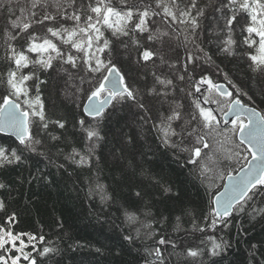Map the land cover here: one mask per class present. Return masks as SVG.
I'll return each mask as SVG.
<instances>
[{"label":"trees","instance_id":"trees-1","mask_svg":"<svg viewBox=\"0 0 264 264\" xmlns=\"http://www.w3.org/2000/svg\"><path fill=\"white\" fill-rule=\"evenodd\" d=\"M82 3L86 6L88 0H82ZM113 3L120 6L119 0H113ZM200 3L204 6L209 4V0H200ZM5 4L7 0L0 3V102L8 94L3 81L10 67L3 36L9 18L7 7H3ZM216 6L217 0L209 4L206 9L208 20L202 24V27L208 24L212 26L199 33L201 46L211 55L212 61L206 62L202 58L197 61L199 67L187 65V71L183 36L173 40L163 38L164 43L161 44L159 41H149L147 34H142V38L137 37L140 40L137 49L128 37L117 39L105 30L107 38L112 41V58L126 76L127 83L139 90L145 103L150 102L152 119L147 123L141 119L142 110L132 101L117 105V110L106 120L88 118L83 114L82 107L87 100L85 93L92 85L88 83L83 69L77 72L70 65H63L72 73L70 76L61 70L59 61H54L53 68L47 71L35 69L36 76L44 81L39 84V94L48 120H60L65 127L49 123L48 128L43 129L39 119L33 118L32 131L35 138L42 142L36 146L38 151H24L23 162L0 168V184L4 185L0 188V201L4 204L0 211V224L11 227L14 232L43 235L45 242L37 245L38 249L44 246L56 249L45 257L33 253L37 264H147L148 261L158 264L146 249L157 247L155 241L161 236L176 245L175 248L171 244L159 246L164 253L165 264H264V212L260 211L264 209V196L258 195L245 206L244 211L234 214L227 228L223 225L209 227L211 219L205 220L204 216L210 211V201L222 188L224 179L215 169L208 173L212 177L210 180L202 179L198 166L186 163L190 151L182 150L192 146L200 147L205 154L214 153L216 168L226 176L228 171L235 174L244 165V146L236 149L235 145L239 142L233 137L232 143L223 144L222 147L209 141L211 147L205 149L202 144H195L194 137L191 141L185 139L183 144H180V137H173L178 148L165 147L161 132L155 127L160 123L161 114H171L170 110L176 108L177 104L181 106L177 110L185 120L188 119L189 113L196 112L193 106L196 99L201 101L202 106L212 108L218 119L223 115L217 105L203 104L207 85L200 86L201 92L195 91L196 81L203 75H208L212 80L211 74L223 77L227 84L231 80L241 90L243 104L264 112V72L251 70V62L244 55L243 47H234L233 55L220 51L228 33H221L215 26L212 13ZM9 7H17L15 0ZM32 31L42 32L39 28ZM238 33L239 29L234 36ZM121 41L129 47L124 48ZM13 43L20 49L25 40L18 39ZM146 48L158 54L147 62L138 55ZM192 48L189 43L188 49ZM160 56L174 63L175 67L170 68L162 63ZM196 68L202 73L193 74ZM231 69L243 71L247 82L244 85L236 84L228 73ZM33 70L29 65L23 72L28 74ZM153 73L173 80V86L166 89V98L147 95L149 88L155 86L161 89L155 83ZM180 75L185 77L183 81L178 78ZM76 76H84L85 79L81 82ZM27 84L29 96L34 97L35 77ZM77 86L84 91L76 92ZM81 120L85 121L83 125L79 123ZM178 123L183 121L174 122V126ZM87 127H96L103 139L88 141L84 131ZM220 127L231 128L232 125H225L221 121ZM53 136L57 139L53 140ZM216 139L223 140L222 137ZM93 143L95 148L90 153L89 147ZM0 146L11 149L18 147V143L0 134ZM229 148L241 151L240 158L234 157L231 161L225 159ZM73 149L87 157L86 164L77 165L69 159ZM75 159L79 160V156ZM202 162L213 168V163L207 160ZM97 184L104 186L109 200L102 201V194L94 191ZM161 186L171 187V193L165 194ZM137 191L142 193V199L135 196ZM253 209L257 211L253 212ZM125 211L135 212L143 221L150 220L155 235L151 239H136L132 243L126 241L124 236L129 233L137 236L133 229L139 225H127ZM13 213L15 222L5 224L7 217ZM199 227H204L205 231L200 232ZM145 231L141 228V236ZM209 236L215 237L217 242H228L230 247L221 256L208 255L207 249L211 247L207 239ZM188 248L204 249L205 254L195 259L187 257Z\"/></svg>","mask_w":264,"mask_h":264},{"label":"snow or ice","instance_id":"snow-or-ice-1","mask_svg":"<svg viewBox=\"0 0 264 264\" xmlns=\"http://www.w3.org/2000/svg\"><path fill=\"white\" fill-rule=\"evenodd\" d=\"M213 0H209L211 4ZM218 6L214 7L212 17L215 26L221 33L227 32L226 39L222 41L220 51L233 55L234 47L245 48L244 55L247 56L250 68L253 72H264V0H217ZM13 0H7L9 18L3 31L6 45V59L10 63L9 70L6 73V79L3 81L8 89V94L2 97L0 102V133L11 134L15 137L18 147L6 148L0 146V168L5 165H13L22 161L24 151L36 153L41 140L36 139L32 131L33 118H38L43 129H47L49 123H55L58 127L64 128L65 124L60 121H49L44 110L43 102L39 94V84L44 83L35 74V69L47 71L53 68L54 61L61 63V70L68 72L63 65H70L71 69L79 72L83 69L87 74V81L92 85L86 94L87 102L83 107L87 115L93 119H108L113 112L117 110V105L132 101L138 109H141L143 115L141 119L147 123L151 116L150 102L145 103L144 97L138 89L127 83L126 76L122 74L120 68L113 60L112 41L107 38L105 30L111 32L113 37H128L132 46L137 49L140 46L138 36L147 34V39L152 42L159 41L164 43L163 38L169 40L178 39L183 36V44L186 52L185 71L187 65L193 68L199 67L198 60L204 59L206 62L212 61L211 55L201 46L199 33L207 31V27L202 24L208 20L206 11L209 4L201 6L200 0H119V7L113 3V0H88L85 6L78 0H15L17 7H9ZM219 13L217 16L216 14ZM68 22H71L69 25ZM33 28H39L42 32L32 31ZM239 33L237 36L234 34ZM25 40V44L17 49L14 41ZM191 43L193 48L188 49ZM124 48L129 45L121 41ZM199 53L201 55H197ZM106 54V55H105ZM140 58L147 62L158 54L154 50L146 48L142 53H138ZM33 56L35 58H33ZM161 62L174 68V63H169L160 56ZM31 65L33 71L25 74L24 69ZM70 76L72 73L68 72ZM155 83L161 86L157 89L155 86L147 89L149 96L167 97L166 89L173 86V80L165 76L153 73ZM36 79V95L29 96V87L27 82ZM81 82L84 76H76ZM181 81L185 79L183 75L178 77ZM227 79V74H225ZM228 83L236 90L237 97L228 91L223 84L215 83L208 75L201 76L195 84V91L201 92V85H207V95L203 97V104H215L223 115L218 119L214 110L210 107H204L199 99L193 100L195 113H189V118L184 119L182 113L177 110L181 106L177 104L176 108L170 110L171 114L164 116L161 114L160 123L155 127L161 132L162 144L165 147L178 148V144L173 137H180V144L185 139L191 141L195 138L196 145H203L207 149L211 147L209 141H213L221 147L223 144L232 143L233 137L239 140L235 145L236 149L244 145L243 160L244 165L236 172L234 176L228 171L224 172L216 168L214 162V153H202L200 147H187L183 151H190V156L186 163L198 166L202 179L210 180L212 177L209 172L215 171L221 179H227L228 183L224 185V191L217 193L210 201V211L205 220L211 219L209 227L216 228L217 225H223L227 228L231 223L234 214H239L245 210L258 195L264 196V112L250 108L241 102L238 96L241 90L231 81ZM183 90V89H181ZM84 90L77 86L76 92ZM192 95L191 92L188 93ZM247 95V93H243ZM24 98L21 102V98ZM220 97V99H217ZM226 107V111H225ZM110 109V111H109ZM228 116H232L231 128H221V121L225 125L229 123ZM183 121L175 124L174 122ZM81 125L85 121L79 122ZM179 129V130H177ZM88 141H99L103 137L96 127H87L84 129ZM222 137L223 140H217ZM53 140L57 137L53 136ZM95 148V143L90 145L89 152ZM225 159L231 161L234 157L240 158L241 151L229 148L226 150ZM43 155V153H40ZM79 156V160L75 159ZM69 159L77 165L87 163V157L81 155L75 149ZM207 160L213 163V168H209ZM63 167V165H60ZM159 183V181H156ZM4 185L0 184V188ZM165 194L171 193V187L161 186ZM94 191L101 193V200L107 201L110 197L107 195L104 186L97 184ZM136 197H142V193L137 191ZM4 204L0 201V211ZM253 209V212H256ZM264 212V209L260 210ZM145 215H149L145 213ZM264 218V217H262ZM16 216L13 213L7 217L5 224L11 225L15 222ZM179 220V217H177ZM125 223L129 226L139 225L133 230L137 233L133 237L131 233L124 236L129 243L136 239H151L155 233L152 231V222L143 221L135 212H124ZM194 230H195V221ZM141 228L146 231L141 236ZM200 232H204V227H199ZM211 242V247L207 249V254L216 257L230 247L228 242H217L215 237L207 238ZM45 237L36 236L30 232H14L11 227L0 224V264H37L36 256L45 257L56 251L55 248L37 245H43ZM203 242V241H202ZM157 247L146 249L148 254L155 258L158 264H165L164 253L161 245L171 244L172 248L176 245L174 242L165 239L163 236L155 241ZM30 249V250H26ZM99 251V249H97ZM36 253V256L33 255ZM205 254L204 249L188 248L187 257L197 258ZM147 264H153L148 261Z\"/></svg>","mask_w":264,"mask_h":264},{"label":"rangeland","instance_id":"rangeland-1","mask_svg":"<svg viewBox=\"0 0 264 264\" xmlns=\"http://www.w3.org/2000/svg\"><path fill=\"white\" fill-rule=\"evenodd\" d=\"M3 1H5V0H0V3H2ZM192 72H193V74L196 75V74H201L202 73V70H200L199 68L198 69L196 68V70L195 71H192ZM228 73L230 74L231 78L235 81V83L238 84V85H244L245 82H247L245 80V73L243 71H239V70L238 71H235L234 69H231V70H229ZM211 77L213 78V81L214 82H217V84H223L228 91L233 92L234 98L237 97L236 90L234 88H232L231 86H229V84H227L226 82H224L223 77H219V76L216 77L213 74H211ZM202 86H204V85H202ZM207 94L208 93H206L205 95H207ZM238 98L241 99L240 98V95L238 96ZM241 101H244V100L241 99ZM26 250H30V249H26ZM22 264H26V262H23L22 261Z\"/></svg>","mask_w":264,"mask_h":264},{"label":"water","instance_id":"water-1","mask_svg":"<svg viewBox=\"0 0 264 264\" xmlns=\"http://www.w3.org/2000/svg\"><path fill=\"white\" fill-rule=\"evenodd\" d=\"M205 86V85H204ZM225 87V86H224ZM226 88V87H225ZM86 102H87V100H86ZM85 102V103H86ZM248 106V105H247ZM248 107H250V108H253V107H251V106H248ZM257 110V109H256ZM82 111H83V114L86 116V117H88V118H92L91 116H89V115H87L86 114V112H85V110H84V107H82ZM258 111V110H257ZM233 117L232 116H228V117H226L225 119H227L228 121H229V123H230V121H231V119H232ZM228 123V124H229ZM1 135H4V136H8V137H11V138H13L14 140H15V137H13V136H11V134H6V133H0ZM238 140V139H237ZM16 141V140H15ZM238 142H239V140H238ZM244 146V145H243ZM245 147V146H244ZM234 176L236 175V173L235 174H233ZM228 183V181H227V179H225L224 180V183H223V186H222V188L220 189V191L218 192V193H220V192H223L225 189H224V185L225 184H227Z\"/></svg>","mask_w":264,"mask_h":264},{"label":"bare ground","instance_id":"bare-ground-1","mask_svg":"<svg viewBox=\"0 0 264 264\" xmlns=\"http://www.w3.org/2000/svg\"><path fill=\"white\" fill-rule=\"evenodd\" d=\"M230 124V123H229Z\"/></svg>","mask_w":264,"mask_h":264}]
</instances>
